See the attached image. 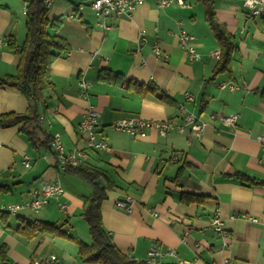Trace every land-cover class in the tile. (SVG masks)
I'll list each match as a JSON object with an SVG mask.
<instances>
[{
	"label": "crops",
	"instance_id": "crops-1",
	"mask_svg": "<svg viewBox=\"0 0 264 264\" xmlns=\"http://www.w3.org/2000/svg\"><path fill=\"white\" fill-rule=\"evenodd\" d=\"M78 1L84 5L77 6ZM87 1L52 0L47 8L48 20L59 19L57 29L48 30L63 38L67 49L51 67L52 85L38 112V139L58 134L65 150L83 146L78 126L87 101L78 94L81 78L90 83L88 100L101 125L123 116L180 122L183 105L207 122L199 137L189 131L150 129L143 138L112 128L99 131L109 149L90 152L82 167L97 169L114 183L101 203L105 232L136 260H146L156 245L174 250L157 263L223 264L230 258L233 264H264V184L253 182L264 180V146L256 138L264 127L263 16L250 15L244 0H212L235 46L227 69L217 70L212 51L219 44L201 1L158 7L145 0L128 16L105 18L94 14ZM23 5V0H0V35L6 38L0 45V77L18 69L26 33ZM180 28L195 37L199 59L188 60L180 47ZM140 31L146 37L141 45ZM224 81L236 87H220ZM186 92L192 100L185 99ZM28 104L18 88L0 83V115L24 113ZM232 113L238 115L233 126L210 118ZM20 126H0V210L28 199L42 182L58 180L67 212L59 211L51 198L34 218L21 214L27 209L8 213L6 222L0 221L7 260L26 264L34 256L54 253L61 264H81L78 244L91 240L80 213L95 186L75 172L59 171L51 141L32 146ZM24 155L31 158L29 167L21 163ZM126 196L130 212L115 205ZM216 210L226 237L210 227ZM20 220L54 223L61 232L26 238L16 231Z\"/></svg>",
	"mask_w": 264,
	"mask_h": 264
},
{
	"label": "trees",
	"instance_id": "trees-1",
	"mask_svg": "<svg viewBox=\"0 0 264 264\" xmlns=\"http://www.w3.org/2000/svg\"><path fill=\"white\" fill-rule=\"evenodd\" d=\"M23 1L27 4L26 33L18 50L20 55L18 69L15 74L1 76L0 83L18 88L26 96L29 104L24 113L8 112L1 114L0 126L21 124L19 130L25 134L32 146H37V143L38 145H47L52 141L48 136H45L44 141H40L37 137V133L40 131L38 112L39 108H44L46 105L45 91L52 85V64L62 51L67 49V43L63 38L48 30V27L56 30L59 19L48 20L44 0ZM197 1L204 4L205 19L219 44L220 57L217 61V70H225L235 47L233 36L216 18L212 0ZM8 43H10V39ZM156 94L164 99L161 93L156 92ZM66 170L77 173L95 186L94 192L84 198L80 213L87 225L91 240L88 244L84 242L78 244V256L81 264H179L175 262L149 263L146 260H136L121 252L110 240L102 224L101 203L106 198V188L111 189L114 183L110 179L104 180L102 172L97 169L80 166L76 168L67 167ZM99 178L105 184L101 188L95 182ZM253 182L264 184V180H253ZM8 213L7 210H0V221L5 223ZM16 231L26 238H32L42 233L61 232V229L54 223L40 220H20ZM0 264H9L3 244H0Z\"/></svg>",
	"mask_w": 264,
	"mask_h": 264
},
{
	"label": "built area",
	"instance_id": "built-area-1",
	"mask_svg": "<svg viewBox=\"0 0 264 264\" xmlns=\"http://www.w3.org/2000/svg\"><path fill=\"white\" fill-rule=\"evenodd\" d=\"M264 0H244L245 4L249 9L250 15L253 16H264ZM52 0H44L45 7L48 8ZM145 0H88L86 5L93 11L94 14L105 18L109 14L116 15H130L132 11L140 4L144 3ZM158 7H164L171 5L173 3L179 6H185L187 4L186 0H154ZM26 2L23 5V12H26ZM84 5L83 1H78L77 6ZM177 39L180 47L185 51L188 60L199 59L200 55L195 48V37L184 29L180 28L177 32ZM6 38L0 35V45L4 44ZM146 41V37L143 35V31H140L138 43L143 44ZM156 53H160L157 46H155ZM212 55L219 59L220 50L215 49L212 51ZM228 86L230 88H235L236 85L230 81H224L220 83V87ZM89 87L90 83L85 79L81 78L78 82V94L81 98L87 101V104L82 113L79 126H78V140H82L83 146H75L69 150H65L59 135L56 134L52 138L51 145L54 151V157L58 162V170L64 171L67 167L76 168L83 166L89 159L90 152L98 150L109 149V144L105 139L99 137V131L105 128H112L117 131H122L128 135L135 138H143L147 135L148 130L154 129L161 134H167L170 132L183 133L189 131L195 136L199 137L207 125V122L203 120L199 115L186 110L183 105H180V122L175 121V119H145L141 117L134 116H123L114 119L111 123L107 125H101L98 119V113L95 106L88 100L89 98ZM185 99L192 100L193 98L189 93H184ZM237 114L232 113L228 115L223 114H212L210 118H218L225 124L235 125L237 120ZM42 120V116L39 117ZM257 140L264 146V127L257 135ZM178 159V154L174 153L172 155V161ZM21 163L25 167H29L31 164V158L28 155H24ZM63 194V188L58 180L44 181L38 188L31 191L28 199L20 202L13 203L6 207L5 210L13 211L14 213L20 210H31L37 212L41 210L46 204L49 203L51 198L56 199V208L62 213L67 212V204L63 202L60 197ZM115 205L126 211L130 212L132 210V202L129 196L122 199H117ZM210 227L220 234L222 237H226L227 231L224 229L223 221L220 218L219 212L216 210L211 216L209 221ZM146 261L149 263H156L157 258L164 254H174L172 248H167L162 251L156 245H151L148 249ZM26 264H61L58 256L54 253H49L45 256H34ZM223 264H233L230 258H226Z\"/></svg>",
	"mask_w": 264,
	"mask_h": 264
},
{
	"label": "rangeland",
	"instance_id": "rangeland-1",
	"mask_svg": "<svg viewBox=\"0 0 264 264\" xmlns=\"http://www.w3.org/2000/svg\"><path fill=\"white\" fill-rule=\"evenodd\" d=\"M21 214H24L25 216H28L29 218H34L36 215L34 212L32 211H20ZM9 213H12L14 214L13 212H9Z\"/></svg>",
	"mask_w": 264,
	"mask_h": 264
},
{
	"label": "water",
	"instance_id": "water-1",
	"mask_svg": "<svg viewBox=\"0 0 264 264\" xmlns=\"http://www.w3.org/2000/svg\"><path fill=\"white\" fill-rule=\"evenodd\" d=\"M95 182L98 183L100 187L103 186V181L101 178L97 179Z\"/></svg>",
	"mask_w": 264,
	"mask_h": 264
},
{
	"label": "bare ground",
	"instance_id": "bare-ground-1",
	"mask_svg": "<svg viewBox=\"0 0 264 264\" xmlns=\"http://www.w3.org/2000/svg\"><path fill=\"white\" fill-rule=\"evenodd\" d=\"M179 112H180V107H179ZM7 211H9V212H13V211H10V210H7ZM14 213V212H13Z\"/></svg>",
	"mask_w": 264,
	"mask_h": 264
}]
</instances>
